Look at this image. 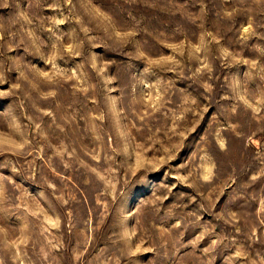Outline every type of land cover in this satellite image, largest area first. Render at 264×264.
Returning <instances> with one entry per match:
<instances>
[{
  "label": "rangeland",
  "instance_id": "rangeland-1",
  "mask_svg": "<svg viewBox=\"0 0 264 264\" xmlns=\"http://www.w3.org/2000/svg\"><path fill=\"white\" fill-rule=\"evenodd\" d=\"M0 264H264V0H0Z\"/></svg>",
  "mask_w": 264,
  "mask_h": 264
}]
</instances>
